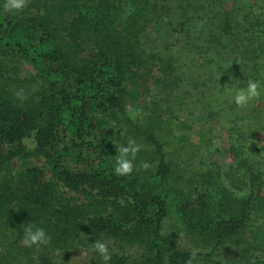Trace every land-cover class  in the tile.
Returning a JSON list of instances; mask_svg holds the SVG:
<instances>
[{"label": "trees", "instance_id": "obj_1", "mask_svg": "<svg viewBox=\"0 0 264 264\" xmlns=\"http://www.w3.org/2000/svg\"><path fill=\"white\" fill-rule=\"evenodd\" d=\"M5 2L0 0V264H55V251L81 241L92 249L97 239L138 247L139 264H217L212 256L224 244L232 250L223 264H264V147L249 140L252 126L230 141L238 164L226 172H185L158 140L165 117L157 105L143 114L145 121L128 109L138 87L148 93L145 83L154 72L166 80L174 70L139 44L162 17L176 43L196 48L192 61L216 82L264 80V6L252 0H26L23 9L8 11ZM23 65L33 71L20 70ZM263 104L261 94L254 114ZM258 124L251 137L264 130L263 121ZM32 132L52 181L36 168L13 171ZM129 142L139 146L133 172L117 176L116 148ZM4 146L13 150L2 152ZM61 188L72 194L66 197ZM170 208L208 252L183 249L175 232H163ZM30 221L50 236L46 245L24 246L23 225ZM109 251L110 264H130L125 254ZM93 254L96 264H104Z\"/></svg>", "mask_w": 264, "mask_h": 264}, {"label": "rangeland", "instance_id": "obj_2", "mask_svg": "<svg viewBox=\"0 0 264 264\" xmlns=\"http://www.w3.org/2000/svg\"><path fill=\"white\" fill-rule=\"evenodd\" d=\"M245 1L247 3L249 0ZM252 1L264 6L262 0ZM203 21L205 19L200 22ZM166 23L164 17L154 20L140 35L139 44L147 53L167 60L174 70L168 72L166 80L154 72L152 78L145 83L148 93L141 92L142 85L136 89V94L133 93L128 100L130 116L142 119L143 114L148 116L153 106L157 105V111L165 117L163 124L158 125V131L156 128L157 137L159 142L165 145V152L169 153L171 162L177 164V168L185 172L206 169L218 172L217 168L221 167L226 172L227 166L238 164L235 160H239V156L233 158L232 153L228 151L231 139L237 137L239 133L237 130L244 131L252 126L246 133L249 140L259 142L256 149L264 147V130L254 131V137H251L254 128L259 127L258 122L264 123V104L259 106L260 112L257 114H254L255 108H252L256 99L248 106L238 108L231 102V96L226 91L232 84L227 80L216 82L213 76L208 75L206 68H200L197 62H194L198 57L196 48L176 43L177 35ZM205 54H207L206 50ZM229 59L227 56V60ZM25 69L33 71L32 67L27 65L21 66L20 70ZM186 92L189 94L186 95ZM175 96H181L183 99L177 102L174 100ZM168 112L172 113L171 118ZM143 119L145 121V117ZM22 144L24 150L12 163L14 173L26 168H36L42 171L46 180L52 181L44 158L35 151V132L25 137ZM248 145L251 147L250 141ZM2 148V152L13 150L11 146ZM82 168H84L83 165ZM61 191L66 193V197L72 194L64 188H61ZM73 196L84 202V197L81 195ZM177 220L176 213L170 208V212L163 221V232H175L180 247L193 253H205L210 250L209 246L200 245V242L194 239ZM106 242L114 252L128 256L130 264H139L141 251L138 247L118 248L109 241ZM231 250V244H224L215 251L212 258L217 264H223L224 258ZM52 257L55 264L97 263L92 249L88 248L84 241L64 251H55Z\"/></svg>", "mask_w": 264, "mask_h": 264}, {"label": "clouds", "instance_id": "obj_3", "mask_svg": "<svg viewBox=\"0 0 264 264\" xmlns=\"http://www.w3.org/2000/svg\"><path fill=\"white\" fill-rule=\"evenodd\" d=\"M26 0H6L4 7L8 11L21 10L25 7ZM231 96V102L238 108H243L249 105L251 101L264 94V80L249 79L245 86H239L238 82L232 84L226 89ZM19 95V93H17ZM139 151V146L129 142L128 145H121L116 148L119 154L115 156V161L112 165L113 171L117 176H126L133 172V159L136 152ZM147 168L149 165H142ZM22 243L25 247H39L46 245L50 236L46 233L43 227L37 226L34 222H26L23 225ZM92 250L98 254L104 264H110L111 254L108 243L104 239H97L92 242Z\"/></svg>", "mask_w": 264, "mask_h": 264}]
</instances>
